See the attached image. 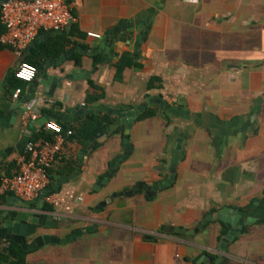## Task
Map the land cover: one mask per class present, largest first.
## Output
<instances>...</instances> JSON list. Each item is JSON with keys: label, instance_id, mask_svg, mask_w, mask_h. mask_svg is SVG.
Masks as SVG:
<instances>
[{"label": "crops", "instance_id": "crops-1", "mask_svg": "<svg viewBox=\"0 0 264 264\" xmlns=\"http://www.w3.org/2000/svg\"><path fill=\"white\" fill-rule=\"evenodd\" d=\"M159 1L74 0L71 26L53 33L30 52L27 49L19 56L0 43V151L13 149L0 163L2 176L18 170V157L27 145L17 147L31 122L23 125L20 109L8 112V103L16 101L12 99L18 84L14 73L40 44L56 43L61 49L57 55L44 56L41 63L74 50L62 64L46 67L45 75L55 78L51 94L46 96L45 86L40 85L36 98L26 104L33 105L42 121L30 143L42 129L54 134L45 129L47 122L75 129L87 114L74 116L70 125L55 115L84 104H97L94 113L102 115L107 114L105 107L134 108L148 98L162 96L174 106L182 100L189 111L188 119L170 118L157 107H152L158 109L156 116L141 120L140 116L130 128L132 155L99 190V181L123 155L126 127L123 135L114 132L97 141L100 145L88 152L82 171L68 180L62 177L76 170L84 144L64 134L62 150L49 170L50 186L62 180L59 190L49 193L53 203L45 202L39 209L35 200L23 209L15 205V195L7 193L0 195V211L52 216L58 227L39 229L43 234L65 238L79 229L84 233L70 244L28 253V264L264 262L260 251L264 239L258 232L264 228V0H166L161 9ZM122 22L131 23L134 42L146 32L136 53L116 45L114 53L108 52L111 40L101 41ZM74 24L76 32L72 31ZM124 57L132 66L119 78L117 65ZM20 88L23 97L29 84ZM100 95L99 100L89 101ZM179 140L184 153L171 186L153 197L140 190L113 200L103 211L94 210L113 193L167 179ZM223 208L239 210L241 219H251L247 233H240L225 249L221 248L225 237L221 232L226 225L220 220L193 236L162 231L163 227L192 230ZM227 216L236 215L229 212ZM8 247L4 241L0 250Z\"/></svg>", "mask_w": 264, "mask_h": 264}, {"label": "water", "instance_id": "water-1", "mask_svg": "<svg viewBox=\"0 0 264 264\" xmlns=\"http://www.w3.org/2000/svg\"><path fill=\"white\" fill-rule=\"evenodd\" d=\"M6 0H0V9L2 4ZM166 0H160L158 4V8H163ZM53 33H62V31L58 32H47L39 37H37L29 46L28 52L32 50V48L40 43L43 40H46L47 37L51 36ZM146 32H144L143 35H145ZM142 34H138L136 41H133L134 32L131 27V23L129 25L128 22H122L119 25L115 26L113 29H110L107 31L104 35V38H102L101 41H104L108 38V40H111L112 43V49L108 52H113V47L115 48V45L119 48L128 47L130 51H133L134 53L137 52V49L144 41V36ZM134 42V43H133ZM101 43V42H100ZM134 44V47H131V44ZM74 48L66 51L63 53L60 57L57 59H49L45 60L41 63L39 66V73L37 78L29 84L28 92L23 97H20L18 100L13 101L11 103H8V112L10 110L14 109H20L21 114L23 115L26 111V104H28L30 101L36 98V93L38 90V87L40 85L45 86V95L49 96L51 94L50 88L51 86H54L52 83L55 78L49 77L48 75H45L46 67L49 64H54L56 66L62 64L65 59L68 58L71 52H73ZM90 53L91 51H87V53ZM114 53V52H113ZM185 104V103H184ZM183 104V101H179V104L177 106L172 105L170 102L165 100L162 96L158 97H152L148 98L147 101L139 106L131 108L129 106H124L122 108H116L112 109L110 107H105L103 109L104 113H107L109 115H114L116 117V120L114 123L109 126L108 128L104 129L103 131L99 132L98 134L90 137L83 145V149L81 150L79 154V163L77 165L76 170L67 177H62L64 180H68L71 178H74L77 176L83 168L84 159L87 156L88 152L94 147L97 141H100L112 133L116 131V129L120 126H125V134H124V151L123 155L116 161L114 164V167L110 171V173L105 177L103 180L99 181L97 189L104 187L107 185L111 179L115 176L117 173L120 165L127 160L133 152V149L131 147L130 143V128L132 124L135 123V121L146 112L148 108L157 107L161 108L165 111L167 116L170 118L173 117H180V118H189V111L185 108ZM26 105V106H25ZM97 104L94 105H80L76 108H74L71 111L63 113H58L55 115L56 119L62 122H65L66 125H70L72 122H74V116H80L83 114L88 113H94L95 108ZM3 115V114H1ZM42 125L41 120L31 121L29 125L26 127V131L24 134V140L22 142V145L20 147H17V150L22 149V146H26L31 142V135L38 130ZM181 140H179L180 142ZM13 152V149H7L5 151H0V163L7 158L11 153ZM184 153V146L181 144L177 146L173 159L171 161V164L169 166V177L163 181L156 182L152 185L140 183L131 191L127 192H116L113 193L110 197H108L105 201H102L96 208L94 209L96 212L103 211V208L111 203L113 200L120 198V197H129L134 194H136L138 191L142 190L144 191L149 197H153L156 195V193L164 189L166 187L171 186L177 177V167L182 159ZM61 179L57 181V186L55 184L47 187L38 197L36 202L39 203V209L43 208V205L45 203V197L51 193L54 190H59V185L61 183ZM16 206L22 205L23 209H28L32 203L31 202H25L19 197L15 196ZM234 212L235 217L227 216V213ZM242 214L241 211L229 208H223L215 213L207 215L197 227H195L192 230L185 231L181 228L176 227H163L162 231L166 233H177V234H183L187 236H193L198 233H200L205 227L212 221L220 220L225 223V225L229 228L228 233L226 236L222 239L221 242V248L225 249L226 244L234 241L236 237L242 233L244 227L246 225H249L251 222V219L243 220L239 216ZM0 245L4 241L8 242H14L19 244L22 249L27 252L31 253L34 252L40 248H43L45 246L50 245H67L75 240L79 239L83 233L84 230L79 229L72 233L71 235L61 238L54 235L49 234H43L40 233L39 229H45V228H56L58 227V223L53 220L52 216H48L45 214H38V213H32L30 214L27 211L22 210H9V211H0ZM204 259H209L208 256H205ZM219 263L220 261H216ZM210 263H213V260H210Z\"/></svg>", "mask_w": 264, "mask_h": 264}, {"label": "built area", "instance_id": "built-area-1", "mask_svg": "<svg viewBox=\"0 0 264 264\" xmlns=\"http://www.w3.org/2000/svg\"><path fill=\"white\" fill-rule=\"evenodd\" d=\"M74 0H6L0 9V23L5 28L0 43L13 49L23 56L31 43L43 32H60L67 30L73 20ZM89 36L99 38L100 35L90 33ZM38 76V68L22 60L14 77L25 83H32ZM22 88H16L12 95L18 100ZM39 119V114L33 105H27L22 115V123ZM46 130L55 134L52 141L45 140L40 145L29 143L18 157V170L13 175H3L0 184V195L13 194L25 202H33L50 186V173L57 155L61 152L64 131L61 125L47 122ZM72 130L66 132L71 136ZM45 202L52 204L53 197L48 194Z\"/></svg>", "mask_w": 264, "mask_h": 264}, {"label": "trees", "instance_id": "trees-1", "mask_svg": "<svg viewBox=\"0 0 264 264\" xmlns=\"http://www.w3.org/2000/svg\"><path fill=\"white\" fill-rule=\"evenodd\" d=\"M77 28V24L73 25V32H76ZM5 32V28L1 25L0 23V38L1 36L4 34ZM53 45H46V44H40L38 45L29 56H27L25 58V61L35 65L37 68L40 66V63L43 59L44 56H48L51 55L52 53L54 55H57L60 53V50L57 49L56 47V43ZM55 48V49H54ZM127 58L124 57L121 62L117 65V69H118V74H119V78L120 75L122 74L123 70L126 67L132 66L131 63H129L127 60ZM16 82L18 83L15 86V90L16 88L25 85V83L17 80L15 78ZM159 81L158 79H154ZM153 80V81H154ZM93 86V88H97L94 87L93 84H91ZM14 90V91H15ZM103 96H91L89 98V101H97L100 98H102ZM158 113V109L156 108H149L147 109V111L141 115L140 120L141 119H145V118H149V117H153L156 116ZM115 121V117L110 116L108 114H98V113H91V114H87L83 117H81L78 122H77V127L74 128H67L65 126H62L63 131L66 132L68 130H72V138L76 139L80 144H84L90 137L98 134L99 132L103 131L104 129L108 128L109 126H111ZM124 126H120L116 129L115 133H120V134H124ZM54 139V134H48L47 132H45V130H41L40 132H38L37 134L34 135L33 137V143L36 144L39 141H45V140H49L52 141ZM100 145V143H97L95 145L94 148H97ZM50 173V171H49ZM9 175V174H8ZM2 174L0 173V184L2 181ZM50 207L47 206L46 209H49ZM248 226H246L243 230L242 233H247L248 231ZM229 229L226 226H223V230L221 232V237L222 236H226V234L228 233ZM27 255L28 253L25 252L22 247L14 242H9V247L8 248H4L0 250V264H28L27 263ZM212 258H216L215 256H212Z\"/></svg>", "mask_w": 264, "mask_h": 264}, {"label": "rangeland", "instance_id": "rangeland-1", "mask_svg": "<svg viewBox=\"0 0 264 264\" xmlns=\"http://www.w3.org/2000/svg\"><path fill=\"white\" fill-rule=\"evenodd\" d=\"M259 238H262V239H264V228L262 227V228H260L259 229ZM262 244H263V242H262ZM260 251L264 254V248H260ZM260 252V253H261ZM264 261V260H263ZM248 264H252L251 262H249ZM262 264H264V262L262 263Z\"/></svg>", "mask_w": 264, "mask_h": 264}]
</instances>
